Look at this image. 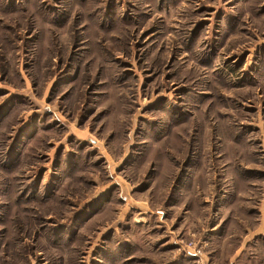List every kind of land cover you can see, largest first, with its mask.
Returning <instances> with one entry per match:
<instances>
[{
    "label": "rangeland",
    "instance_id": "374dc122",
    "mask_svg": "<svg viewBox=\"0 0 264 264\" xmlns=\"http://www.w3.org/2000/svg\"><path fill=\"white\" fill-rule=\"evenodd\" d=\"M0 264H264V0H0Z\"/></svg>",
    "mask_w": 264,
    "mask_h": 264
}]
</instances>
